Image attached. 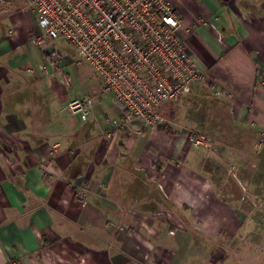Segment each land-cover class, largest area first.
<instances>
[{
	"label": "crops",
	"instance_id": "1",
	"mask_svg": "<svg viewBox=\"0 0 264 264\" xmlns=\"http://www.w3.org/2000/svg\"><path fill=\"white\" fill-rule=\"evenodd\" d=\"M8 1L0 2V264H264L242 254L248 214L220 197L227 150L206 165L213 144L191 145L167 116L163 129L136 120L110 132L117 110L100 82L72 91L60 57L33 42L32 13ZM170 1L208 77L195 88L225 103L249 135L244 179L264 196V0ZM88 94L84 121L65 105Z\"/></svg>",
	"mask_w": 264,
	"mask_h": 264
},
{
	"label": "built area",
	"instance_id": "2",
	"mask_svg": "<svg viewBox=\"0 0 264 264\" xmlns=\"http://www.w3.org/2000/svg\"><path fill=\"white\" fill-rule=\"evenodd\" d=\"M22 3L34 17L36 45L52 46L62 39L74 51V63L87 64L98 75L101 95L117 110L110 120V132L123 131L136 120L151 128L164 125V106L181 100L208 78L187 49L185 33L190 31L170 0ZM63 80L69 84L67 77ZM92 105L91 95H85L69 100L65 108L85 121ZM188 139L194 146L209 148L213 144L212 138L202 133H189ZM262 142L264 129L258 134L257 145Z\"/></svg>",
	"mask_w": 264,
	"mask_h": 264
},
{
	"label": "rangeland",
	"instance_id": "3",
	"mask_svg": "<svg viewBox=\"0 0 264 264\" xmlns=\"http://www.w3.org/2000/svg\"><path fill=\"white\" fill-rule=\"evenodd\" d=\"M40 47L48 48L60 57L58 61L60 67L57 70L59 73L66 74L72 91L79 89L78 83L82 80H85L90 86L96 87L99 85L100 78L90 66L74 63L75 53L64 40L56 39L52 46L41 44ZM52 68H54V65ZM195 87L184 95L181 100L164 106L162 109L163 124H166L165 117L167 116L166 119L170 121L171 126L177 123V126H173L174 128L184 129L189 133H202L209 135L212 140L214 139L213 147H210L212 152H209L208 147H205L208 150L205 164L208 166H211L214 157H216L215 154L219 150L220 152L223 149L227 150L224 157L230 154L229 157H232V162L221 164L219 167L220 173L218 171L220 197L224 200L228 196L227 199L237 209L248 214V220L252 223L249 229L251 233L246 237L249 242L245 245L247 247L242 251V254L247 256L249 253V256L253 255L252 257L264 259V243L259 245L264 242V217L254 216L256 211L264 210V196L261 188L256 185V187L252 186L250 189V184L244 179V174L247 171L243 167L244 149L249 147L248 140L250 137L243 134L242 129L230 120L225 103L220 102L210 94L201 93L200 89ZM187 96L191 97L190 101L187 100ZM253 152L254 148L252 147L251 155L255 157ZM241 239H245V237Z\"/></svg>",
	"mask_w": 264,
	"mask_h": 264
},
{
	"label": "trees",
	"instance_id": "4",
	"mask_svg": "<svg viewBox=\"0 0 264 264\" xmlns=\"http://www.w3.org/2000/svg\"><path fill=\"white\" fill-rule=\"evenodd\" d=\"M162 127H163V126H158L157 128H161V129H163Z\"/></svg>",
	"mask_w": 264,
	"mask_h": 264
}]
</instances>
